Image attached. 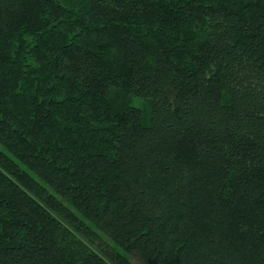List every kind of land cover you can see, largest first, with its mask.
Returning <instances> with one entry per match:
<instances>
[{
	"label": "trees",
	"instance_id": "obj_1",
	"mask_svg": "<svg viewBox=\"0 0 264 264\" xmlns=\"http://www.w3.org/2000/svg\"><path fill=\"white\" fill-rule=\"evenodd\" d=\"M134 262L264 264V0H0V264Z\"/></svg>",
	"mask_w": 264,
	"mask_h": 264
},
{
	"label": "rangeland",
	"instance_id": "obj_2",
	"mask_svg": "<svg viewBox=\"0 0 264 264\" xmlns=\"http://www.w3.org/2000/svg\"><path fill=\"white\" fill-rule=\"evenodd\" d=\"M131 105L133 106V107H140V108H142L143 110H147V108H148V104H147V102L146 101H144V100H142V99H140V98H135V99H133V101L131 102ZM108 244H109V242H105V245H107L108 246ZM106 246V250H109V248ZM134 264H136L135 262H134Z\"/></svg>",
	"mask_w": 264,
	"mask_h": 264
}]
</instances>
